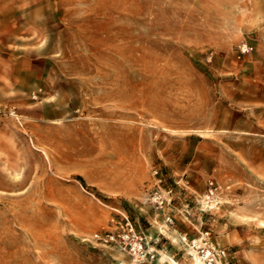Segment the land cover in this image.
Listing matches in <instances>:
<instances>
[{"label":"rangeland","instance_id":"1","mask_svg":"<svg viewBox=\"0 0 264 264\" xmlns=\"http://www.w3.org/2000/svg\"><path fill=\"white\" fill-rule=\"evenodd\" d=\"M0 264H264V0H0Z\"/></svg>","mask_w":264,"mask_h":264},{"label":"bare ground","instance_id":"2","mask_svg":"<svg viewBox=\"0 0 264 264\" xmlns=\"http://www.w3.org/2000/svg\"><path fill=\"white\" fill-rule=\"evenodd\" d=\"M196 256V255H195ZM196 258H197V260H199V261H201V259L198 257V256H196ZM202 262V261H201Z\"/></svg>","mask_w":264,"mask_h":264}]
</instances>
